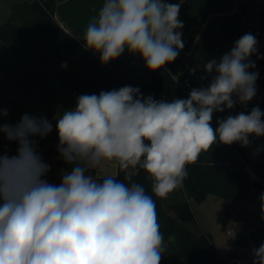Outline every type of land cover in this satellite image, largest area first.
I'll list each match as a JSON object with an SVG mask.
<instances>
[{
	"label": "clouds",
	"instance_id": "clouds-1",
	"mask_svg": "<svg viewBox=\"0 0 264 264\" xmlns=\"http://www.w3.org/2000/svg\"><path fill=\"white\" fill-rule=\"evenodd\" d=\"M182 4L103 0L83 36L74 37L104 65L127 51L149 71H168L185 47ZM257 45V37L245 33L229 52L206 61L209 83L187 98L156 100L131 85L79 95L75 108L56 119L57 151L71 165L58 185L44 178L50 165L35 139L47 137L52 122L25 113L15 124H0V134L18 145L15 155L0 154V264H161L166 243L156 202L132 180L134 170L146 172L151 192L165 198L213 145L248 147L250 137H264L258 105L212 126L214 113L246 106L256 96L259 73L251 57ZM7 115L0 109V118ZM107 162L118 163L128 183L89 174ZM259 200L264 213V193ZM250 254L252 264H264V243Z\"/></svg>",
	"mask_w": 264,
	"mask_h": 264
},
{
	"label": "trees",
	"instance_id": "trees-1",
	"mask_svg": "<svg viewBox=\"0 0 264 264\" xmlns=\"http://www.w3.org/2000/svg\"><path fill=\"white\" fill-rule=\"evenodd\" d=\"M257 3L258 0H245L239 4L246 20L250 17V8ZM12 9L6 22L0 23V99L7 100L8 108H13V98H17L22 105H27L32 99H40L50 106L53 113L58 110V115H61L64 110H69V101L77 100L81 94H99L101 90L119 89L125 85L139 87L144 96L152 95L156 100L188 97L174 78L183 73L191 76L181 57L166 66L168 71L146 69L134 72L131 67L122 69L125 59L104 65L97 54L86 51L79 39L60 26L55 18V0L22 1L14 4ZM18 13L21 20L16 22ZM259 16L262 20L263 9H260ZM249 32L250 29L245 28V33ZM260 42H264V31L260 33ZM191 77L198 88L203 86ZM257 105L264 111V99L257 97L246 106L237 104L232 110L214 113L212 126L217 127L218 118L241 111L249 112ZM252 140L253 153L263 155L264 137H253ZM9 153L16 154L14 151ZM250 153V147H242L239 143L236 146L213 145L208 152L200 155L195 164L187 166L188 175L182 187L171 192L172 201L168 207L163 198L151 192L147 173L142 169L134 170L136 174L132 180L144 185L156 202L158 221L166 242L161 264H225L232 257L230 252L226 256L217 252L210 234L197 226L191 201L202 202L209 194H214L224 201L250 200L261 210L259 196L264 193V187L252 184L239 159V154L249 157ZM65 168L70 170L71 165L65 164ZM93 175L98 180L108 177ZM112 177L128 183L120 168ZM252 185L256 187L255 192L251 191ZM193 227L199 231H194ZM251 235L264 239L263 220L256 224V230ZM169 237L172 239L169 240ZM228 242L232 245L240 243L241 239L230 238Z\"/></svg>",
	"mask_w": 264,
	"mask_h": 264
},
{
	"label": "crops",
	"instance_id": "crops-1",
	"mask_svg": "<svg viewBox=\"0 0 264 264\" xmlns=\"http://www.w3.org/2000/svg\"><path fill=\"white\" fill-rule=\"evenodd\" d=\"M55 1L56 20L67 32L78 38L83 36L87 24L98 14L103 3V0ZM244 1L183 0L179 19L184 23L181 31L185 47L181 50L179 57L187 64L191 76L196 78L203 85L202 87L207 86L211 79L202 69L205 62L219 59L224 53L230 51L237 39L245 34L246 18L239 9V4ZM167 2L180 3V0H167ZM260 7L264 11V0H260ZM261 21L264 24V17ZM258 54L264 59V42L260 43ZM118 59H125L126 63L130 62V64L133 59H137L136 65L144 66V62L139 57L132 56L127 51ZM202 77L206 78L201 79ZM73 104L71 103V106ZM40 154L43 160L50 165V171L44 178L58 185L61 182L62 172L67 170L64 161L60 158L58 151ZM8 155L15 154L8 153ZM107 163L100 167V172L89 174L95 173L101 177L116 175L119 169L118 163Z\"/></svg>",
	"mask_w": 264,
	"mask_h": 264
},
{
	"label": "rangeland",
	"instance_id": "rangeland-1",
	"mask_svg": "<svg viewBox=\"0 0 264 264\" xmlns=\"http://www.w3.org/2000/svg\"><path fill=\"white\" fill-rule=\"evenodd\" d=\"M25 0H0V23L6 22V20L11 16L12 6L18 5ZM18 11H20L18 9ZM16 22L21 20V15L18 13L16 16ZM142 62V61H141ZM131 67L134 72L138 70H146L147 68L142 66V64L131 65L127 62L122 69H127ZM14 106L9 107L6 105L7 100L3 98L0 99V109H7L8 115L2 117L3 123L15 124L19 121L21 116L25 113L30 115L44 116L52 122L53 131L45 138L41 139L36 137L37 140V151L39 153L43 152H56L58 145V134L55 130L56 119L60 116L58 115V110L53 113L50 106H45L40 99H32L27 105H22L17 98H13ZM69 109H74L76 106V99L69 101ZM71 103H74L71 106ZM10 108H12V113H10ZM15 122V123H13ZM17 143L9 142L3 134L0 135V153L6 152H16ZM11 149V151H9ZM258 162V161H257ZM112 163V162H108ZM107 163V164H108ZM93 172H100V168ZM178 191V188L173 190ZM172 201L171 192L163 198V202L166 207L170 205ZM191 206L194 210L197 226L203 231L210 234L212 239V244L217 252L222 256H226L231 251V244L228 240L230 238H236L238 234L247 235L252 229L255 228L256 223L260 222V212L258 210V205L250 200H231L224 201L217 195L209 194L206 199L202 202L195 200L191 201ZM172 214L173 212L169 210ZM252 216V223L247 220L249 216ZM193 230L198 232L199 230L193 227ZM234 232V233H232ZM166 243V242H165Z\"/></svg>",
	"mask_w": 264,
	"mask_h": 264
},
{
	"label": "built area",
	"instance_id": "built-area-1",
	"mask_svg": "<svg viewBox=\"0 0 264 264\" xmlns=\"http://www.w3.org/2000/svg\"><path fill=\"white\" fill-rule=\"evenodd\" d=\"M260 0H258V3L250 8V17L246 20V28L250 29L249 33L254 34L257 37L258 45H260V33L264 31V24L262 23L259 12H260ZM260 57L258 52L256 55L252 56L251 59L255 61L256 67L252 69L253 71H256L259 73L258 80L256 82V88H257V94L254 98L261 97L264 99V59L258 58ZM137 59H133L131 61V64L134 65L137 63ZM175 80L178 82V84L185 90L187 94H189L190 90L192 88H198L197 85L192 80V77L189 74H181L178 76H174ZM252 142L250 144L251 153L250 156L247 157L244 154H239L240 161L244 164V169L246 172L249 173L251 177L252 184L258 183L264 187V154L257 156L255 153H253L252 145H253V137L249 138ZM238 143H233L232 146H236ZM258 161V162H257ZM251 191L255 192L256 187L252 185ZM258 210L260 212V221L262 219V215L264 213H261L260 207L258 206ZM252 223V216L250 215L247 219ZM257 224V223H256ZM256 224L255 228L252 229L247 235L244 234H238L236 235V238L241 239L240 243H235L231 245V251L232 257L225 262V264H252V256L250 254L251 249L253 247H259L261 243H264V239L258 238V237H252L251 232L256 230ZM234 233V232H232Z\"/></svg>",
	"mask_w": 264,
	"mask_h": 264
},
{
	"label": "water",
	"instance_id": "water-1",
	"mask_svg": "<svg viewBox=\"0 0 264 264\" xmlns=\"http://www.w3.org/2000/svg\"><path fill=\"white\" fill-rule=\"evenodd\" d=\"M147 178H148V181L151 182V181H150V178H149V176H148V174H147Z\"/></svg>",
	"mask_w": 264,
	"mask_h": 264
}]
</instances>
